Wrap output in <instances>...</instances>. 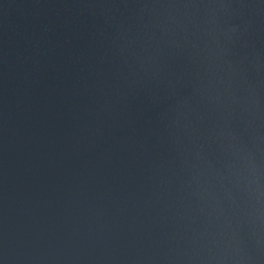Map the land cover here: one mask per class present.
<instances>
[{"label":"water","instance_id":"1","mask_svg":"<svg viewBox=\"0 0 264 264\" xmlns=\"http://www.w3.org/2000/svg\"><path fill=\"white\" fill-rule=\"evenodd\" d=\"M0 264H264V0H0Z\"/></svg>","mask_w":264,"mask_h":264}]
</instances>
